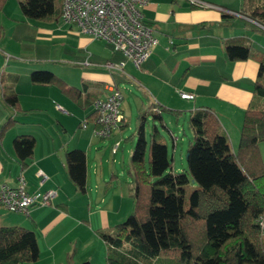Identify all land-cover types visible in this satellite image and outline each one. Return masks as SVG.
Masks as SVG:
<instances>
[{
	"label": "crops",
	"instance_id": "obj_1",
	"mask_svg": "<svg viewBox=\"0 0 264 264\" xmlns=\"http://www.w3.org/2000/svg\"><path fill=\"white\" fill-rule=\"evenodd\" d=\"M203 1L212 6H197L191 0H149L142 7L143 19L153 28L158 40L149 57L136 68L104 40L111 45V49L104 57L97 56L96 61H92L94 67L82 70L79 86L68 83L56 74L67 83V87L79 89V92L69 94L56 84L31 80L30 72L36 67L30 68L27 62L29 58L23 56L28 48L23 42V31L27 30L41 40L38 35L41 27L23 21L19 15L15 18V9L8 12L4 8L5 2L0 11V185L16 186L22 175L29 193L40 195L53 190L55 194L50 204H35L28 213L10 211L0 206L1 224L30 228L35 232L37 242L40 235L45 242L48 240L51 249L71 229L84 226L96 252L83 256L88 258H80L81 261L86 259L89 264H94V255L105 259L106 245L96 229L110 228L121 221L126 207L122 205L124 191H101L99 186L107 182V173L111 180L106 186L114 184L113 177L118 175L113 173L112 168L107 172L98 166L92 168L93 178L98 182L97 198L94 201L90 192L84 194L91 186L89 152L92 146L98 147L93 143L103 138L94 135L89 118L86 127H82L81 123L93 112V99L107 93L106 84L109 82L119 88L120 81L132 80L148 92L153 99L151 102L164 107L189 112L198 107L209 108L227 133L231 148H236L259 62L252 56L229 60L224 43L233 37H245L253 50L264 53V26L242 12L243 0ZM55 22L60 28L65 27L63 31L69 32V36L75 39L71 46L77 53L82 49L90 57L94 56L87 48L93 38L78 33L61 19ZM90 57L80 64L89 65ZM10 58H14L13 61ZM121 60L124 61L121 69H108L105 66L107 61ZM180 91L191 92L194 97L181 98ZM4 92L17 94V108L5 102ZM8 118L14 121L1 131L2 124ZM127 122L124 115L123 123L116 130H121ZM73 124L78 129L66 136ZM19 134H31L35 138L31 156L25 159V164H22L13 148V138ZM73 148H80L86 154L85 192L80 191L68 176L65 152ZM38 172L41 174L38 175ZM92 203L95 206L92 207ZM49 234L50 238L57 235L54 238L57 240H49ZM77 261L80 260L72 259L70 262L76 264Z\"/></svg>",
	"mask_w": 264,
	"mask_h": 264
},
{
	"label": "trees",
	"instance_id": "obj_2",
	"mask_svg": "<svg viewBox=\"0 0 264 264\" xmlns=\"http://www.w3.org/2000/svg\"><path fill=\"white\" fill-rule=\"evenodd\" d=\"M5 2L0 0V11ZM17 2L25 18L47 22L61 18L60 0ZM242 12L264 26V0H243ZM224 48L229 60L252 56L259 62L236 148H231L212 110L195 108L188 115L193 140L186 148L187 167L174 170L160 129L153 122L147 134L145 124L151 116L166 128L162 113L177 115L181 111L157 102L139 111L137 140L126 167L133 210L112 227L96 229L106 245L107 264H264V236L257 220L264 217V166L259 151V143L264 141V53L253 50L245 37L226 40ZM30 75L32 81L56 84L65 93L79 92L52 71L34 69ZM3 98L18 107L15 92H4ZM87 118L92 120L93 112ZM13 121L6 119L1 131ZM34 144L31 134L13 138L22 164L31 156ZM65 162L68 176L85 192V151L67 150ZM189 181L194 185L186 199ZM38 257L32 229L0 223V264H24Z\"/></svg>",
	"mask_w": 264,
	"mask_h": 264
},
{
	"label": "rangeland",
	"instance_id": "obj_3",
	"mask_svg": "<svg viewBox=\"0 0 264 264\" xmlns=\"http://www.w3.org/2000/svg\"><path fill=\"white\" fill-rule=\"evenodd\" d=\"M4 8L8 12H12V10L15 9V13H13L15 18L19 15L20 18L22 17L23 21H28L29 23L41 27L38 34L41 40H37L31 32L27 30L23 31L25 32L23 42L28 46L25 53H23V56L25 55L29 58L27 60L29 67L52 71L61 76L68 83H73L79 86L80 80L82 79V70L85 67L87 69L94 67L92 61L95 62L97 56L99 58L104 57L106 52L111 49V45L104 40L93 39L87 46L88 52L93 54V57H90L88 53L82 49L77 53V50L75 51L71 46V44L75 43V39L69 36V32L63 31L65 27L60 28L55 21L45 22L38 19L25 18L18 6L17 0H7ZM86 57H90V64H80V62H83ZM10 59L12 60L14 58ZM119 88L123 95L121 107L123 108V113L128 122L121 130L114 129L112 132L114 134H111V137L109 136L93 143V145L98 144V147L93 148L92 146L91 151L89 152L91 186L84 194L87 195V193L90 192L94 201L97 198L99 189L96 188L98 182L93 178L95 177L92 173L93 167L97 168L98 166H101V168L105 171L107 170V172L112 168L114 170L113 173L118 175V179L117 177H113L112 182L114 184L106 186L107 183L110 184L109 181L111 180L110 174L107 173L105 175L107 182H102L99 188L101 191L113 189L115 193H120L121 190L124 191V201L122 205L123 208L124 205H126V207L121 220H125L132 212L134 205L133 196L130 194L131 178L126 172V167L137 140V126L139 122L138 114L139 111H142L150 105V102L153 99L147 91L135 85L132 80L120 81ZM180 111L181 112L177 115L165 111L162 113L166 128L160 125L159 119L154 120L151 116L148 117L145 124V130L148 134L153 122L156 123L166 141L168 156L169 158L173 157L172 168L177 171L187 167L186 148L188 143L193 140V132L188 124L189 111ZM77 129L78 126L73 124V127L69 128L65 135L68 136L73 133V130ZM117 139L120 140V146L115 153H112L111 147ZM259 151L260 155L262 154L261 158L264 166V141L259 143ZM193 185L194 184L191 181L186 184V199L187 194ZM94 204L95 203H92V207L95 206ZM86 229L87 228L84 226L73 228L66 233L65 236L59 238L61 240L54 239L57 235L50 238L49 234V240L52 242L57 240L54 249H51V247L48 246L47 239L45 242L44 238L39 235L37 242L39 247L38 259L25 262L24 264H55L56 262H60L61 264H71L70 261H72V259L80 260L77 261L76 264H81V262L86 259L81 261L80 258H88L83 256H91L96 252V248L93 247V241L89 239ZM262 236L264 235L262 234ZM94 264H106V261L104 257L102 260L100 256L94 255Z\"/></svg>",
	"mask_w": 264,
	"mask_h": 264
},
{
	"label": "built area",
	"instance_id": "obj_4",
	"mask_svg": "<svg viewBox=\"0 0 264 264\" xmlns=\"http://www.w3.org/2000/svg\"><path fill=\"white\" fill-rule=\"evenodd\" d=\"M149 0H60L61 21L73 27L78 33L93 39H102L111 43L115 51H119L131 63L139 68L149 57L157 43L153 28L143 19L142 7ZM197 6H212L203 0H191ZM124 61H107L108 69H121ZM107 93L96 97L92 102L93 133L99 138L109 137L114 129H118L124 121L121 107L123 95L120 89L109 82ZM179 96L192 99L194 94L180 91ZM86 118L81 126L89 123ZM120 144L116 140L111 150L114 152ZM41 172H38L40 175ZM55 191L47 190L40 195L29 193L24 186L22 175L16 186L0 185V206L15 212L28 213L35 205H48ZM261 233L264 235V217H258ZM59 264V263H56Z\"/></svg>",
	"mask_w": 264,
	"mask_h": 264
}]
</instances>
